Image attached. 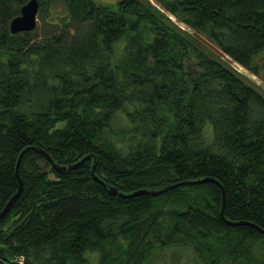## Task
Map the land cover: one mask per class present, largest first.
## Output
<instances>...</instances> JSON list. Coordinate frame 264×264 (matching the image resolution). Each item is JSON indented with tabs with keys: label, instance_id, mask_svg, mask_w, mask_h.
I'll use <instances>...</instances> for the list:
<instances>
[{
	"label": "trees",
	"instance_id": "obj_1",
	"mask_svg": "<svg viewBox=\"0 0 264 264\" xmlns=\"http://www.w3.org/2000/svg\"><path fill=\"white\" fill-rule=\"evenodd\" d=\"M29 1L0 0V213L28 149L0 264H144L173 244L253 264L264 233L222 219L215 182L110 188L215 180L226 220L264 229V93L231 66L260 75L264 0H157L226 57L146 0H39L38 16L64 14L42 36L13 34ZM40 151L90 158L63 171Z\"/></svg>",
	"mask_w": 264,
	"mask_h": 264
},
{
	"label": "rangeland",
	"instance_id": "obj_2",
	"mask_svg": "<svg viewBox=\"0 0 264 264\" xmlns=\"http://www.w3.org/2000/svg\"><path fill=\"white\" fill-rule=\"evenodd\" d=\"M103 5L111 6L113 8L117 7V4L120 0H95ZM149 4L152 6L158 8L160 11L165 13L171 21H173L176 25L181 27L182 29L186 30L187 32H192L194 35H196L201 41L205 39L204 37L200 36L199 34H196L193 29H191L189 26L185 25L184 23L177 20L173 15L168 13L159 3L157 0H146ZM166 1H176V0H166ZM60 7H52L48 9V12L44 14L43 18L42 15L38 16L37 21V30L36 34L39 36L44 35V33L48 32V29H51V25H49L50 22L56 21L55 19L61 15L64 14ZM202 37L203 39H201ZM208 41L207 39H205ZM205 44H207L205 41H203ZM209 42V41H208ZM209 47H211L209 44H207ZM211 49H213L211 47ZM216 52V51H215ZM217 53V52H216ZM232 68L238 70L240 74L243 75V77L246 79V81L257 88L259 91L264 93V65H261L260 69V75H255L251 73L248 70H245L241 66H239L237 63L231 61ZM257 249V251H256ZM253 252V258L254 260L253 264H260L264 261V250L261 251V247H257ZM87 264H99L100 255L98 253H90L87 256ZM22 259H20V263H22ZM220 262L223 264H231V262L227 258H223L220 260ZM251 263H232V264H252ZM144 264H210V259L204 258L202 256H199V254L195 251V249L192 246L187 245H179V244H173L169 245L164 248H158L156 249L151 258H149Z\"/></svg>",
	"mask_w": 264,
	"mask_h": 264
},
{
	"label": "water",
	"instance_id": "obj_3",
	"mask_svg": "<svg viewBox=\"0 0 264 264\" xmlns=\"http://www.w3.org/2000/svg\"><path fill=\"white\" fill-rule=\"evenodd\" d=\"M39 8H40V3L39 0H30L28 3H26L20 12V15H18L17 17H15L11 23H10V31L13 34H17V33H21V32H32L36 29L37 27V21H38V14H39ZM199 37V36H198ZM201 39H203L202 37H200ZM203 41H205L207 44H209L214 51H216L217 53H219L220 55H222L223 57H226L219 49H217L214 45H212L210 42L206 41L205 39H203ZM28 149L24 150L17 162V168H16V172H17V177L19 179V189L18 192L9 200V202L7 203V205L5 206V208L2 210V212L0 213V221L9 213L13 203L17 200V198L21 195L22 192V188H23V182L21 180V177L19 175V167H20V163L22 160V157L24 155V153L27 151ZM40 153H42L50 163H52V165L58 169V170H67L69 169H73L78 167L80 164H82L85 160H87L88 157H85L84 159H82L80 162H78L77 164L73 165V166H59L57 164H55L53 162V160L51 159V157L49 156L48 153H46L45 151H40ZM95 170H96V162L93 165L92 168V175L96 178L99 179L96 174H95ZM101 181V180H100ZM204 181H212L215 182L216 184H218L222 190L223 193V205H222V209H221V217L222 219L228 223L231 226H240V225H249V226H253L255 228H257L261 233H264V229L251 224V223H247V222H230L227 221L225 216H224V209H225V204H226V193H225V189L223 188V186L221 184H219L217 181L215 180H202V181H196V182H182V183H177L171 186L166 187L165 189L159 190V191H139L137 193H134L132 195H125L121 192H118L117 189L115 188H110V192L114 195L119 194L122 197H131L133 195H137V194H142V193H150L152 195H159L161 193H164L167 190H171V189H175L178 188L180 186H185V185H193V184H198ZM102 182V181H101ZM103 183V182H102Z\"/></svg>",
	"mask_w": 264,
	"mask_h": 264
}]
</instances>
